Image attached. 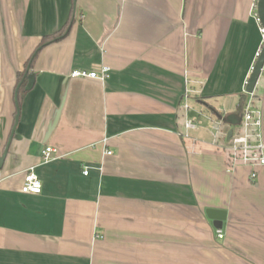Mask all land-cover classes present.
Wrapping results in <instances>:
<instances>
[{"label": "crops", "instance_id": "0c3cea01", "mask_svg": "<svg viewBox=\"0 0 264 264\" xmlns=\"http://www.w3.org/2000/svg\"><path fill=\"white\" fill-rule=\"evenodd\" d=\"M256 2L0 0V157L34 74L0 168V264H264V167L229 169L212 127L260 51Z\"/></svg>", "mask_w": 264, "mask_h": 264}, {"label": "built area", "instance_id": "2783aa9c", "mask_svg": "<svg viewBox=\"0 0 264 264\" xmlns=\"http://www.w3.org/2000/svg\"><path fill=\"white\" fill-rule=\"evenodd\" d=\"M260 32L263 35L264 40L262 27L260 28ZM107 71L108 68L102 67L100 73H97L96 71L86 73L84 71L77 70L71 72L70 75L73 77L77 75L97 77L98 79L103 80L107 76ZM261 74L264 75V66L261 69ZM244 94L247 96V101L239 122L237 124H232L228 129L223 130L221 127L224 124L223 120L216 119L212 125L214 129L213 135L214 142L219 144L225 153L228 168L233 169L236 165L246 166L250 168V178L255 180L258 175L257 169L259 167H264V118L261 108L254 105V91L246 92L244 89ZM189 126H191L190 120L185 123V127ZM230 130L232 133L228 137V132ZM108 154H110V151ZM57 157H59L58 149L50 145L45 146L40 153V161L45 163ZM83 174H87V169L83 170ZM23 178L24 181L20 187L22 192L38 194L41 191V179L34 172L32 167L27 169ZM216 235L218 239L223 237L220 229L216 231Z\"/></svg>", "mask_w": 264, "mask_h": 264}, {"label": "water", "instance_id": "95a60500", "mask_svg": "<svg viewBox=\"0 0 264 264\" xmlns=\"http://www.w3.org/2000/svg\"><path fill=\"white\" fill-rule=\"evenodd\" d=\"M257 6H256V10H257V18H259V21L261 23V27L263 29V33H264V0H257ZM264 66V40L262 42L259 54L257 56V58L255 59L254 63H253V67L251 69V72L249 73L248 77H247V83H246V88L245 91L246 92H251L254 90L257 82H258V78L260 77L261 74V69ZM26 78V83H25V90H30L32 87V84L34 82V74L32 72L29 73V67L26 68V72L23 76L22 81ZM21 81V82H22ZM20 82V83H21ZM20 83H18L16 86V90H15V94H14V102H15V106H16V114H15V122L14 125L12 126L11 129V135L9 137V140L7 141V144L5 146V150L2 153V156L0 157V168L2 167V161L7 153L8 150V146L9 143L12 139V137L15 135V128H16V124L18 122V114H19V103L17 101V92L19 89V85ZM225 122L232 125V124H237L240 120V117L238 115H236V113H232V114H228L225 118H224ZM232 131L230 130L228 132V137L231 135ZM206 214L208 216V218H210L211 220H213V225L217 228L221 227L222 222L224 220V210H216V209H212V208H207L206 209Z\"/></svg>", "mask_w": 264, "mask_h": 264}, {"label": "trees", "instance_id": "16d2710c", "mask_svg": "<svg viewBox=\"0 0 264 264\" xmlns=\"http://www.w3.org/2000/svg\"><path fill=\"white\" fill-rule=\"evenodd\" d=\"M48 41H49V39H48L47 35L42 37V41L39 43V45L36 47V49L31 54L32 56L27 61V63H26L27 65L31 64V61H32L33 57L35 56V53L39 50V48L43 47L45 45V43L48 42ZM18 81H20V80L18 79ZM23 83H24V81L19 85L20 87H19L18 92H17V100H19V97H20L21 93L23 92L22 90L25 89V86H24ZM240 96L241 97L239 99V102L237 104V107H236L235 111H236V114L241 117L243 112H244L243 109H244L245 103L247 101V96H245V94H242Z\"/></svg>", "mask_w": 264, "mask_h": 264}, {"label": "rangeland", "instance_id": "374dc122", "mask_svg": "<svg viewBox=\"0 0 264 264\" xmlns=\"http://www.w3.org/2000/svg\"><path fill=\"white\" fill-rule=\"evenodd\" d=\"M259 78H260V81L258 82L257 86L255 87V90L261 94L263 92V81L264 80H262V79L264 78V75L261 74V76Z\"/></svg>", "mask_w": 264, "mask_h": 264}]
</instances>
